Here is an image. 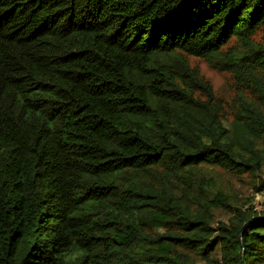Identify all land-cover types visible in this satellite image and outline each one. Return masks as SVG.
Masks as SVG:
<instances>
[{
  "label": "trees",
  "instance_id": "obj_1",
  "mask_svg": "<svg viewBox=\"0 0 264 264\" xmlns=\"http://www.w3.org/2000/svg\"><path fill=\"white\" fill-rule=\"evenodd\" d=\"M260 29L264 0H0V264H264V212L193 179L260 173L263 113L229 131L210 86L160 59L262 99Z\"/></svg>",
  "mask_w": 264,
  "mask_h": 264
},
{
  "label": "rangeland",
  "instance_id": "obj_2",
  "mask_svg": "<svg viewBox=\"0 0 264 264\" xmlns=\"http://www.w3.org/2000/svg\"><path fill=\"white\" fill-rule=\"evenodd\" d=\"M252 40L256 44H264V29H260ZM235 39L222 49L227 50L235 45ZM163 61H171L178 59V62L184 63L187 68L196 74L199 80L206 82L214 97L215 110L224 126L230 131L231 125L235 119L236 113L243 108V105H249L261 111L264 115V98L259 99L256 95H252L243 88H238L236 81L232 75L226 72H218L210 68L205 61L200 58H195L174 52L166 57H160ZM197 98H201L198 94ZM263 146H260L262 149ZM208 180L207 185L221 192L232 200L233 206L241 207L243 211L251 210L255 214L264 212V195L259 192L258 182L264 179V165L260 173L254 177L251 175L235 176L231 173L217 167L202 166L193 173V179L199 184L202 177ZM212 189V190H213ZM216 223L226 220L229 216L223 210H215ZM214 224V227L216 226ZM216 254H212L210 258H214ZM219 260V256L217 257ZM198 264H216L213 261L208 263L198 262Z\"/></svg>",
  "mask_w": 264,
  "mask_h": 264
},
{
  "label": "water",
  "instance_id": "obj_3",
  "mask_svg": "<svg viewBox=\"0 0 264 264\" xmlns=\"http://www.w3.org/2000/svg\"><path fill=\"white\" fill-rule=\"evenodd\" d=\"M243 231V228H242V230H241V232ZM241 232H240V234H241Z\"/></svg>",
  "mask_w": 264,
  "mask_h": 264
}]
</instances>
